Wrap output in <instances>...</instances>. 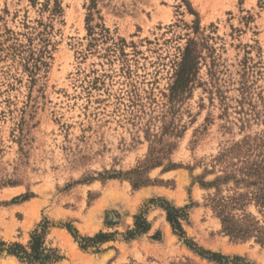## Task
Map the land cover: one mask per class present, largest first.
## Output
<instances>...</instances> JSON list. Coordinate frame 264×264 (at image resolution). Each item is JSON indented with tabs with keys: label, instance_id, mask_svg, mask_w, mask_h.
Wrapping results in <instances>:
<instances>
[{
	"label": "rangeland",
	"instance_id": "1",
	"mask_svg": "<svg viewBox=\"0 0 264 264\" xmlns=\"http://www.w3.org/2000/svg\"><path fill=\"white\" fill-rule=\"evenodd\" d=\"M256 165L264 0H0V250L36 231L49 264H264Z\"/></svg>",
	"mask_w": 264,
	"mask_h": 264
},
{
	"label": "trees",
	"instance_id": "2",
	"mask_svg": "<svg viewBox=\"0 0 264 264\" xmlns=\"http://www.w3.org/2000/svg\"><path fill=\"white\" fill-rule=\"evenodd\" d=\"M181 69L182 73H185V65H183ZM252 169L254 172H264V167L260 168L257 165ZM261 181L264 183V175L261 178ZM262 190H264V188ZM163 204L165 205L162 207L166 212L167 221L171 224L175 232L177 231L178 235L180 237H183L184 233L179 223V218L183 217L182 209H176L164 202ZM220 219L223 232L232 235L236 238L243 239L245 237H249L254 230L260 231L259 227H255V223L250 220H246V222H238L234 221L233 218L230 216H221ZM67 229L74 236V238H78L76 233H74L75 231L72 227H67ZM148 229V223L144 219H142L141 216H137L135 222V229L132 231H128V238H133L134 236L140 235L146 232ZM109 237L110 235L99 233L93 238H81V242L83 244L80 243V248L82 250L87 249L89 246H92L91 244L106 241V239ZM185 244L190 248L194 246L192 243L186 242ZM0 245L4 246V243H0ZM2 251H5L10 256H14L20 262H24L27 264H49L58 261V259L60 258L56 254L55 250L45 247L43 234H38L36 231L32 234L31 240L27 246H22L18 243H12L10 245H7L6 249L0 250V252ZM198 252L200 255L208 256L210 260L216 261L219 264H223V262L225 263L228 260L227 257L221 256L219 254L210 253L202 250ZM239 260V258H234V261ZM233 263L238 264L237 262Z\"/></svg>",
	"mask_w": 264,
	"mask_h": 264
},
{
	"label": "bare ground",
	"instance_id": "3",
	"mask_svg": "<svg viewBox=\"0 0 264 264\" xmlns=\"http://www.w3.org/2000/svg\"><path fill=\"white\" fill-rule=\"evenodd\" d=\"M129 223V222H128ZM89 230V229H88ZM67 243V242H66ZM72 247H73V245H72ZM75 247V246H74ZM13 259V258H12Z\"/></svg>",
	"mask_w": 264,
	"mask_h": 264
}]
</instances>
